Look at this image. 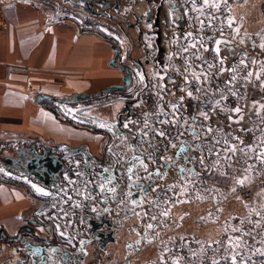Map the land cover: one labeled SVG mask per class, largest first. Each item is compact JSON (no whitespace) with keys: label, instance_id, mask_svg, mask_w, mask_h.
I'll use <instances>...</instances> for the list:
<instances>
[{"label":"rangeland","instance_id":"374dc122","mask_svg":"<svg viewBox=\"0 0 264 264\" xmlns=\"http://www.w3.org/2000/svg\"><path fill=\"white\" fill-rule=\"evenodd\" d=\"M133 1L135 0H120L114 6L108 5L105 0H99L94 4L93 18L82 12L77 13L87 8L88 2L85 0H65L70 2L68 4L72 5V9L60 7L64 17L77 19L79 22L89 19V26L95 30L92 31L101 32L117 42L123 51L120 62L131 64L129 67L133 71L135 83L122 95L123 109L117 116L120 120L113 125L102 126L103 122L92 116H83V120L75 118V123L71 121L72 125L68 123L82 129L99 126L100 129L107 130L106 133L111 137L105 151L95 152V156L102 159V162H97L93 168L88 169L84 159L82 165L86 167L79 163L81 158L78 161L71 153L64 154L62 161L65 167L60 171L61 180L55 187L54 184L47 186L53 187L48 188L49 195L44 196L48 201V212L57 215L60 221L58 225L73 229L70 224L74 226V215L79 218L80 225L85 213L102 206L99 200L108 201L112 207L111 213L117 215L118 209L127 208L124 204L143 201L144 210L153 211V218L147 224H152L157 229V234L154 228L150 233L145 232L144 243L141 244L142 247L158 246L155 249L158 251L159 248V252L155 254L153 251L156 261H152V264H213L214 261L231 264L230 257L237 252L238 264H264V256L257 252V249L264 251V164L261 163L264 157L260 155L264 153V109L259 108V105L264 104V50L259 47L264 42L261 39L264 37V26L253 30L250 23H246L245 19L239 20L236 13L233 14L230 5L237 0H227V4L223 3L219 10L208 9L206 20L203 21L208 24H203L202 28L200 23L197 25L200 20L194 14V5L191 4L189 26L185 31L176 29V32H170L165 29L167 34L164 43H160L155 34L148 37L150 31H146L141 45L136 46L124 38L126 33L123 30L102 20L109 11H114L117 15H124L125 10L128 13L132 10ZM112 6L115 7L114 10L109 9ZM261 8L264 13L263 4ZM220 10L224 22L222 26L218 22ZM252 11L254 13L253 9ZM244 13L251 21L258 16L250 15L247 9ZM225 21H233V28L225 24ZM144 26L146 29L150 28L146 24ZM234 29H239V33ZM188 33L192 35L188 36ZM217 40L228 41L227 44L219 45V56L214 51ZM192 44L196 46L192 47ZM134 49L143 53L145 60L134 62L129 59ZM241 60L248 64V71L240 63ZM192 72L199 77L198 81L192 76ZM249 72L253 75L245 82L246 73ZM258 73L259 79L256 78ZM242 78L245 97L242 124L240 122V126H234L229 120V125L210 126L205 116L201 115L203 110L200 108L213 102L216 96L215 86L227 91L237 89ZM189 92L192 93L191 96L188 95ZM251 92L255 93L256 99L254 101V98H250V102H254L253 106L248 105V112L251 115L255 113L248 119V124L246 122L244 125ZM211 107L214 108L213 105ZM62 110L65 112L66 108ZM83 111L79 112L85 114ZM205 114L206 118L213 119L215 112L208 109ZM103 115L107 116L108 113H101V117ZM66 116L71 115L67 112ZM9 120L7 115L4 121ZM236 120L237 117L232 119ZM115 126L117 129L114 131ZM158 132H164L165 135L160 136ZM119 134L124 135L121 140L118 139ZM239 135H242L241 139H238ZM49 143L61 145L56 150L64 153V144ZM230 146L237 149L234 154L229 150ZM51 147L43 146L46 148L43 153L50 155ZM240 149L251 151L245 154ZM135 151L140 153L136 154ZM134 154L147 165L146 172L134 157H128ZM130 167L132 173L128 172ZM106 171L111 176L105 178V181L109 179V186L116 191H110L109 195L106 191L104 196L105 190H101V182ZM141 172L139 183L137 178ZM12 176L21 179L16 175ZM35 176L37 175L33 171H29L24 178L28 182L40 184ZM240 180L244 181L243 186L237 183ZM121 185L128 189L121 190ZM78 187L83 189L79 191ZM246 189L254 191V197L249 202L241 196V192ZM33 192L40 195L35 189ZM87 200L88 205H80L79 208L82 209H79L77 204H82V201L87 203ZM138 212L143 213L142 209ZM112 224L116 229L120 228L118 221ZM248 232L251 235H243ZM77 236L73 237V233L70 235L73 244H77L76 240L81 242V235ZM229 238L233 242L243 240L244 243L233 251V248L228 247ZM63 239L66 241L62 240L61 246H68L69 241L65 237ZM57 240L60 241L61 238ZM55 243H40V254L46 252L48 245ZM102 252L100 251L103 257L105 255Z\"/></svg>","mask_w":264,"mask_h":264},{"label":"crops","instance_id":"0c3cea01","mask_svg":"<svg viewBox=\"0 0 264 264\" xmlns=\"http://www.w3.org/2000/svg\"><path fill=\"white\" fill-rule=\"evenodd\" d=\"M85 1L88 2L87 8L77 13L82 12L93 18L94 4L99 0ZM109 1L114 4L120 2ZM196 2L198 8L203 9V14L193 9L194 14L198 18L206 17L211 7L205 8L203 0H195V5ZM68 3L65 0H0V228L14 237L30 221H40L33 233L22 232L17 239H0V264H152V261H156L155 254L159 248L157 251L155 248L158 246H141L145 232L150 233L154 228L147 227V222L153 218V211H145L143 201L124 204L127 208L118 209L117 215L111 213L112 207L108 201L99 200L102 206L85 213L80 225L79 218L74 215V226L70 224L73 229H66V225H58L60 221L55 213L48 212V201L44 195L37 196L33 192V185L46 192L48 188L57 186L61 180L60 171L65 167L62 161L64 154L58 155L52 150L50 155L44 154L46 148L43 146L50 145L49 142L72 145L89 140L98 145L101 135L75 128L71 126V121L92 116L106 127L120 120L117 116L123 109L124 92L120 91L76 99L77 95H97L111 86L122 84L123 73L111 66L116 48L119 47L117 42L101 32H94V28L89 26V19L79 22L64 17L60 7L72 9ZM172 3L181 11L182 7L193 4V0L165 2V28L175 32L179 19L175 17L177 13L173 11ZM220 3L222 7L223 0ZM262 4L264 0H237L230 6L239 20L245 19L255 30L264 26ZM245 9L250 15H258L257 18L252 21L247 19ZM102 20L114 24L108 17ZM241 80L237 89L231 88L229 91L215 86L213 102L200 108L206 110L214 106L213 122L216 126L229 125V120L234 126H240V122L242 124V111L240 114L232 111L236 107L243 109L244 106L243 78ZM41 97L51 100L43 102ZM64 107L65 112L62 110ZM222 109L225 111H218ZM78 110H84L85 114ZM67 112L71 116H66ZM101 113L108 115L101 117ZM7 115L10 118L8 122L4 121ZM236 117L239 122L232 121ZM101 160L97 161L101 163ZM82 162L81 159L79 163L82 165ZM29 171L39 173L40 176H35V179L40 184L28 182L24 178ZM12 175L21 179H15ZM104 176L101 183L106 196V191L109 195L112 189L109 186L111 181H105V178H110V172L106 171ZM137 180L140 183L141 179ZM49 185L53 186L47 187ZM81 189L78 187L79 191ZM120 189L126 190L128 187L121 186ZM88 202L82 201L77 206H86ZM140 209L144 214L138 212ZM114 221L119 222L120 228L113 235L103 233L101 227ZM72 233L73 237L81 235L80 243L76 240L77 244H73L70 238ZM64 237L69 244L62 247V240L66 241ZM50 240L56 243L48 245L46 252L41 255L40 243ZM100 251L105 256L102 257ZM106 254L111 255L110 263L105 260Z\"/></svg>","mask_w":264,"mask_h":264},{"label":"flooded vegetation","instance_id":"af4514ba","mask_svg":"<svg viewBox=\"0 0 264 264\" xmlns=\"http://www.w3.org/2000/svg\"><path fill=\"white\" fill-rule=\"evenodd\" d=\"M123 1H126V0H123ZM166 1L167 0H135V1H133L134 5L132 7V10L129 11L128 13H127L128 10H125L123 12L124 15H117L116 12L109 11L107 14V17L110 18L114 22V24H111L110 22L109 23L112 26H114L115 28H117L118 30H120V29L123 30L126 33L124 38L128 42H131L136 46L141 45L142 36L144 35V32H146L144 29L147 28L146 26H144L145 24L150 27L148 30V31H150V33H148V37L152 36V34H155L157 36L158 41L160 43H164V39H165L166 34H167L164 31L166 29L165 28L166 23H165V17H164V5H165ZM105 2L108 5H114L115 6V4L111 3L109 0H105ZM196 4H198V3L196 2ZM172 8H173V11H176V13H177L175 17L177 19H179V22L176 25L177 29H181V30L185 31V29L189 26L190 4H188V6H186L185 8L182 7L181 8L182 12L180 10H178V7L176 5H174V3H172ZM109 9L114 10L115 7L112 6ZM185 10H187L186 15L184 14ZM221 12L222 11L220 10V13L218 15V20H219L218 22L222 26L224 24V22L222 20L223 19L222 16L220 15ZM181 14L183 17H181ZM219 17H221V18H219ZM216 19H217V17H216ZM199 20L204 21V20H206V17L204 16L202 18H199ZM132 24H134V25H132ZM203 24L205 26H207L208 23L204 22ZM225 24L229 25V22L225 21ZM216 25H217V23H216ZM233 26H234V23L232 21L230 28H233ZM175 32H176V30H175ZM117 50H119L118 65L123 66L126 70H128V72H130L132 74V78H133L132 86H134V83H135L134 78L135 77H134L133 71L129 67V66H131V64L130 63H121L120 61H121V56L123 54V51H122V48L120 46L118 48H116V54H117ZM135 55H137V56H135ZM145 55H147V54L145 53ZM133 56L138 57V58H134ZM115 57H116V55H115ZM129 59L133 60L134 62H140V61L145 60L144 54L139 53L138 49L133 50ZM122 73H123V81H124V72L122 71ZM247 79H248V76L246 77V82L248 81ZM132 86L129 89H126V90H123L120 92H127L128 90H130L132 88ZM245 89L247 91L248 87H246ZM104 91L102 93H98L99 95L97 94V96H101L102 94H105ZM113 93H115V92H113ZM201 110H203V113H205L208 109L204 110V108H203ZM210 110H214V108L210 107ZM214 112H215V110H214ZM58 115H59V113H58ZM205 119L208 121L210 126H216L213 122V119H210V118H205ZM109 125H113V124H109ZM78 129L82 130V128H80V127ZM116 129H117V126H115L114 131ZM84 130H87L88 132H91V133H98V135L102 136L99 139L98 145H94L95 141H92V140H89V142H87V143L77 142V143L72 144V145H65V148H64L65 151L63 154H66V153H71L72 155L74 154L75 158L84 159L86 161L85 163L88 166V168H93L95 166V164L97 162H99L97 160H100L99 157L95 156V152L99 153L100 151H105L104 148L106 147L107 143L110 141L111 136H109V134L106 133L107 130L100 129V127H98V126H94L93 129L87 128ZM119 135L120 136L118 137V139L121 140L124 135L123 134H119ZM51 145H53V144H50L49 147H51ZM61 147H62L61 145L55 144L50 149L52 150V152H55L58 155H61L62 153L60 151L56 150V149H60ZM88 153H91V154H88ZM135 153L139 154L140 152L135 151ZM136 154L128 155V157H135ZM129 163H131V162H129ZM141 174H142V172L138 175L137 179H139V176H141ZM122 176H123V173H122ZM123 177H126V175H124ZM121 186H124V185H121Z\"/></svg>","mask_w":264,"mask_h":264},{"label":"snow or ice","instance_id":"6c2138e0","mask_svg":"<svg viewBox=\"0 0 264 264\" xmlns=\"http://www.w3.org/2000/svg\"><path fill=\"white\" fill-rule=\"evenodd\" d=\"M223 3H224V4H227V0H223ZM203 4H204V7H205V8H207V7H211V8L216 9V10H219L220 7H221L220 0H203ZM193 5H194V10H195V11H197V12L203 14V9H202V8L195 7V0H193ZM197 19H198V18H197ZM199 22H200V24H201V27L203 28V21H199ZM231 23H232V22L229 21V27H231ZM234 31H235L237 34L239 33V29H234ZM187 35H188V36H191L192 34H191V33H188ZM261 39H262V41H264V37H261ZM215 43H216V48L214 49V51H215L216 55L219 56V52H220V47H219V45H220L221 43L227 44L228 41H227V40H217V41H215ZM241 43H243V41H241ZM191 46H192V47H195L196 45H195V44H192ZM201 47H203V45H201ZM259 47H260L262 50H264V42H262V43L259 45ZM185 50H187V49H185ZM204 50H205V51H208L207 48H205ZM220 63L222 64L223 61H220ZM240 63H241V64H244V60H241ZM253 63H255V61H253ZM244 66L247 67L246 64H244ZM209 67H212V66L210 65ZM262 71H264V65H262ZM247 75H248V78H251L252 75H253V73H252V72H249ZM192 76H193L197 81L199 80V77L196 76V73H195V72H192ZM141 78H142V77H141ZM233 78H235V77H233ZM256 78L259 79V73L257 74V77H256ZM161 79H162V78H161ZM229 83H230V82H229ZM262 87H264V85H262ZM197 90L199 91V89H197ZM188 95L191 96L192 93L189 92ZM254 106H255V104H254ZM259 108H260V109H264V104L259 105ZM232 111H233L235 114H240L241 111H242V109L239 108V107H236V108L233 109ZM258 114H259V113H258ZM201 115H204L205 118H206V114H205V113H201ZM242 118H243V117L241 116V119H242ZM230 119H231V117H230ZM236 122H239V121H236ZM162 123H167V121H162ZM102 126H103V125H102ZM125 127H127V124H125ZM157 134L160 135V136H164V135H165L164 132H158ZM229 150L234 154V153L236 152L237 149H236L235 147L230 146V147H229ZM240 151H243V152H245V154H247V152H248V151H251V149H248V150L240 149ZM260 155H261L262 157H264V153H261ZM133 159L139 164V166H140L141 168H143V170H144L145 172L148 170V169H147V165L144 164L143 161L140 160L139 157H134ZM261 163L264 164V159H261ZM128 172H129V173H132V168H131V167L128 169ZM77 175H80V174L77 173ZM130 178H131V177H130ZM70 183H71V181H70ZM237 183H239L241 186H243L244 181H243V180H240V181H237ZM33 187L35 188V190L37 191V193H39V194H41V195H44V196H48V195H49V193L46 192V191H44L43 189H41V188H37L35 185H33ZM101 190H103V185L101 186ZM110 191H112L113 193H115L116 189H115V188H112V189H110ZM233 191H235V189H233ZM137 215H140V214L137 213ZM147 227H148L149 229H152V228H153V225H152V224H148ZM233 231H240V229H233ZM62 235H63V234H62ZM243 235H251V233H250V232H248V233H243ZM243 243H244L243 240H237V241L233 242V241L231 240V238H229V244H228V247H229V248H233V251H235V250H236L237 248H239ZM52 251H55V249H53ZM225 251H227V248L225 249ZM257 252H259V254H260L261 256H264V251H261V250L257 249ZM34 254H35V253H34ZM237 255H239L238 252L236 253V255H232V256L230 257V259H231V264H238V262H237ZM213 264H219V262H218V261H214Z\"/></svg>","mask_w":264,"mask_h":264},{"label":"water","instance_id":"95a60500","mask_svg":"<svg viewBox=\"0 0 264 264\" xmlns=\"http://www.w3.org/2000/svg\"><path fill=\"white\" fill-rule=\"evenodd\" d=\"M118 58H119V50H117L116 57L112 60L111 66L116 67V68H119V69H121L124 72V81H123V84H121V85H115V86H111V87L107 88L104 91L105 94H110V93H113V92L123 91V90L129 89L132 86V83H133L132 74L130 72H128V70H126L123 66L118 65ZM95 96H97V95L81 94V95H77L76 96V99H84V98L95 97ZM41 98H42V101L43 102H47V101L51 100L49 97H41ZM33 172L36 175L39 174L36 171H33ZM38 176H40V175H38ZM39 223H40V221H38V220H32V221H30L27 225L23 226L20 229L19 234L16 235V236H14V237L9 236L2 228H0V239L2 237H6V238H9V239H17L22 232L33 233L34 230H35V227L37 225H39ZM105 226H112V223H108L107 225H103L101 227V229L104 228ZM114 233H115V231L110 232V233H106V234L107 235H113ZM103 244L106 245L105 242H103Z\"/></svg>","mask_w":264,"mask_h":264},{"label":"built area","instance_id":"2783aa9c","mask_svg":"<svg viewBox=\"0 0 264 264\" xmlns=\"http://www.w3.org/2000/svg\"><path fill=\"white\" fill-rule=\"evenodd\" d=\"M252 94H254V92L250 93V97L252 96ZM250 97L248 96L249 99H248L247 106H246V112H245V117H244V125L246 124V122L248 124V122H249L248 119L250 118V116L254 115V113H255L254 112L252 115H248V105L251 104V106H253V102L256 99V96H255L254 97V101L250 102V100H251ZM241 196H242L243 200H245L246 202H249L254 197V191H249L248 189L243 190L241 192ZM102 231L104 233H110V232H113V231L116 232V227H115L114 224H112V226H105L104 228H102ZM50 243L52 244L53 241L50 240ZM105 260L110 263L112 261V258L108 254H106Z\"/></svg>","mask_w":264,"mask_h":264},{"label":"bare ground","instance_id":"6f19581e","mask_svg":"<svg viewBox=\"0 0 264 264\" xmlns=\"http://www.w3.org/2000/svg\"><path fill=\"white\" fill-rule=\"evenodd\" d=\"M254 96H255V94H252V96L250 98L252 99V98H254ZM248 115H251V112H248Z\"/></svg>","mask_w":264,"mask_h":264},{"label":"trees","instance_id":"16d2710c","mask_svg":"<svg viewBox=\"0 0 264 264\" xmlns=\"http://www.w3.org/2000/svg\"><path fill=\"white\" fill-rule=\"evenodd\" d=\"M52 108V107H51ZM54 112H56L57 113V111H55V109H54ZM58 114V113H57Z\"/></svg>","mask_w":264,"mask_h":264}]
</instances>
